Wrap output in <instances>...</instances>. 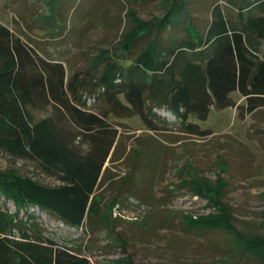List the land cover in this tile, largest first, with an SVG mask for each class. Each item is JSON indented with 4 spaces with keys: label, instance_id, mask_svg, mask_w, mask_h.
<instances>
[{
    "label": "rangeland",
    "instance_id": "rangeland-1",
    "mask_svg": "<svg viewBox=\"0 0 264 264\" xmlns=\"http://www.w3.org/2000/svg\"><path fill=\"white\" fill-rule=\"evenodd\" d=\"M129 7L140 21L163 12L159 0L145 5L135 0H0V24L37 56L62 62L66 80L76 74L84 81L79 92L85 93L89 111L98 114L111 111L99 82L106 64L129 66L120 50V37L134 25L126 16ZM118 98L125 101L123 94ZM231 98L232 107H211L205 121L190 117L185 122L199 132L187 130L163 104L149 115L156 131L140 116L109 113L122 159L106 163L96 213L81 228H71L36 208L20 210L17 219L25 224L11 237L20 240L33 225L44 240L93 264H264V107L248 113L243 97L232 93ZM135 155L139 159L130 174L135 162L129 156ZM0 171L46 186L59 184L34 164L1 151ZM223 179L228 186L219 185ZM193 192L198 194L189 197ZM0 210L16 212L2 198ZM234 233L243 237L237 243L243 250L230 241Z\"/></svg>",
    "mask_w": 264,
    "mask_h": 264
},
{
    "label": "trees",
    "instance_id": "trees-1",
    "mask_svg": "<svg viewBox=\"0 0 264 264\" xmlns=\"http://www.w3.org/2000/svg\"><path fill=\"white\" fill-rule=\"evenodd\" d=\"M135 1L145 5L149 0ZM159 1L162 14L148 21L127 8L134 25L120 37V50L129 66L106 64L99 82L111 111L98 114L89 111L85 93L79 92L84 81L76 74L66 80L62 62L37 56L0 24V151L59 182L46 186L0 171V198L16 211L0 210V264H93L79 252L44 240L33 225L20 240L11 233L25 224L17 212L29 208L71 228L92 218L106 163L122 159L109 113L140 116L156 131L150 116L163 104L187 130L199 132L197 125L185 122L190 117L205 121L211 107H232V93L244 98L248 113L264 107V0ZM129 158L135 162L132 174L139 157ZM221 165L224 174L226 165ZM221 184L228 186L225 180ZM230 237L234 246L244 240L235 233Z\"/></svg>",
    "mask_w": 264,
    "mask_h": 264
}]
</instances>
